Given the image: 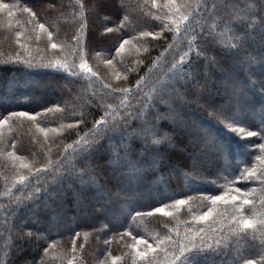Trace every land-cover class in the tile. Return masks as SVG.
Listing matches in <instances>:
<instances>
[{
    "label": "trees",
    "instance_id": "trees-1",
    "mask_svg": "<svg viewBox=\"0 0 264 264\" xmlns=\"http://www.w3.org/2000/svg\"><path fill=\"white\" fill-rule=\"evenodd\" d=\"M248 261L264 0H0V264Z\"/></svg>",
    "mask_w": 264,
    "mask_h": 264
},
{
    "label": "snow or ice",
    "instance_id": "snow-or-ice-1",
    "mask_svg": "<svg viewBox=\"0 0 264 264\" xmlns=\"http://www.w3.org/2000/svg\"><path fill=\"white\" fill-rule=\"evenodd\" d=\"M3 6L6 7V5H3ZM40 27L43 28L44 25H41ZM52 46H53V47H56L55 44H53ZM21 115H27V113H21ZM249 135H253V134H252V133H249ZM102 148H103V144H102V142H101V143H97V144L94 145V147L92 148V153H97V152L101 151ZM21 180H23V177H21ZM237 191H239V190H237ZM213 199L216 200V201H219V200L221 199V197H220V196H216V197H214ZM233 199L235 200V199H237V197H233ZM180 203L182 204L183 201H180ZM245 203H248V201H245ZM156 211H157V212H163L164 209H162V208H158V209H156ZM207 216H208V213H205L204 216L201 217V219H207ZM243 223H244L245 227H251V225H252V221H250V220H244ZM141 255H142V256H143V255H146V253H141ZM248 264H253V262H252V261H248Z\"/></svg>",
    "mask_w": 264,
    "mask_h": 264
},
{
    "label": "rangeland",
    "instance_id": "rangeland-1",
    "mask_svg": "<svg viewBox=\"0 0 264 264\" xmlns=\"http://www.w3.org/2000/svg\"><path fill=\"white\" fill-rule=\"evenodd\" d=\"M11 96L9 95V94H7V96L6 97H3V99H1V100H10L11 98H10ZM20 98H17V100H19ZM12 100V99H11ZM17 102H20V101H17ZM261 107V106H260ZM238 116H240V117H242L243 118V115H239V114H237ZM258 122H260V121H263L261 118L260 119H258L257 120ZM232 161H231V156H230V154H228L227 155V160H226V164H230ZM226 170V169H225ZM191 186H196V184L194 183V184H190ZM189 185V186H190Z\"/></svg>",
    "mask_w": 264,
    "mask_h": 264
}]
</instances>
